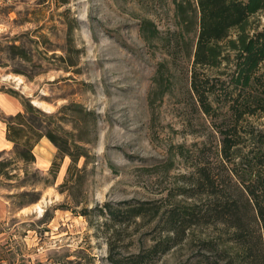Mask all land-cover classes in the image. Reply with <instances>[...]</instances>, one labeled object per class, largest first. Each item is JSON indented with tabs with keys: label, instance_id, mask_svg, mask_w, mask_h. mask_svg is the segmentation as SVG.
I'll list each match as a JSON object with an SVG mask.
<instances>
[{
	"label": "rangeland",
	"instance_id": "obj_1",
	"mask_svg": "<svg viewBox=\"0 0 264 264\" xmlns=\"http://www.w3.org/2000/svg\"><path fill=\"white\" fill-rule=\"evenodd\" d=\"M187 1L196 5V0H0V61L7 66L0 68V93L16 92L50 115L63 107L94 114L86 125L78 123L89 128V162L80 161V172L63 189L72 162L65 158L54 177V145L47 169L13 160V145L0 151V162H14L8 175L0 176L5 206L0 211V264H113L112 253L125 261L161 242L168 211L194 203L181 192L191 187L197 167L221 163V137L213 124L219 130L237 125L242 157L236 162L253 157L249 150L264 135V112L239 119L227 105L219 118L211 119L197 109L189 92L196 31L185 34L192 58L176 55L173 38L176 2ZM145 22L172 40L171 52L168 43L146 39ZM251 23L264 30V13ZM11 45L21 46L33 62L8 58ZM70 47L77 51L78 66L67 69L58 58ZM161 64L167 65L163 73ZM232 65L208 71L224 103L233 100L227 97ZM16 69L26 70L33 80L15 74ZM246 97L240 99L242 109ZM3 109L1 119L17 114ZM77 113L69 112L60 123L66 131H75ZM37 192L39 202L33 196ZM139 203L158 209L159 218L153 221V211L137 219L124 214ZM106 204L119 212L116 219ZM189 234L151 264L219 262L222 254L205 251L202 241L224 246L226 227H201Z\"/></svg>",
	"mask_w": 264,
	"mask_h": 264
},
{
	"label": "trees",
	"instance_id": "obj_2",
	"mask_svg": "<svg viewBox=\"0 0 264 264\" xmlns=\"http://www.w3.org/2000/svg\"><path fill=\"white\" fill-rule=\"evenodd\" d=\"M261 13H264V0H196V5L188 1L176 2L178 20L177 30L173 32L174 41L179 47L176 55L179 58H192L185 34L195 30L196 45L190 69L189 92L197 109L205 116L217 119L227 105L228 112L237 115L239 119L245 115L253 116L264 112V30L253 27L251 23ZM152 25L150 22L142 25L143 31L148 33L146 39L157 38L160 42L168 43L166 49L171 52L172 40L161 38L159 31ZM72 32L73 27L68 31L70 42ZM177 46L173 51H176ZM73 51L76 50L70 47L65 56L58 58L67 69L78 66ZM8 58L28 64L33 62L32 57L18 45L9 47ZM225 63L226 68L233 64L227 88L230 89L227 97L232 95L230 99L233 100L228 104L217 99L220 96L213 81L215 78L208 73L220 69ZM1 67L7 66L0 61ZM163 70H167V65L161 64L160 72L163 73ZM14 73L33 80L24 69H16ZM155 82L160 84L161 81L156 78ZM10 95L20 98L16 92H11ZM245 95L248 97L244 98L242 106L245 105L242 109L239 107L240 99ZM21 100L23 112L8 119L2 118L5 138L14 146L13 160L26 164L36 163L34 151L44 138L48 139L58 149L50 169L54 177L60 172L65 158H70L72 162L67 171L68 179L61 186L63 189L73 183L76 172H80V161L85 159V165L89 162L90 155L86 147L90 143L86 138L89 128L80 127L78 123L82 121L86 125L94 114L83 109L63 107L58 114L50 115L34 107L29 100ZM69 112H78L76 125L73 126L77 134L75 131H66L60 125ZM213 127L221 137V163L219 166L207 163L203 167H197L193 182H190L191 187L181 192L194 203L189 204V209L172 207L168 211L164 240L125 261L114 258L112 253L110 261L113 264H151L157 257L183 244L192 230L219 225L226 227L228 231L224 246L215 240L202 241L205 251L222 254L219 262L212 264H264V135L260 137L259 146L249 150L253 154L252 158L244 157L245 161L242 159L241 162H236V159L242 157L238 147L240 141L237 125L234 124L228 130H219L215 124ZM12 163L14 162H0V176L8 175L6 169ZM33 196L36 202L41 199L38 192ZM204 197L207 199L205 202ZM104 209H107L112 219H116V213L119 212L110 204H106ZM147 212L153 213V221L159 218L160 211L149 208L145 203L131 206L124 214L130 219H137ZM83 213L86 216L89 210L86 208Z\"/></svg>",
	"mask_w": 264,
	"mask_h": 264
},
{
	"label": "crops",
	"instance_id": "obj_3",
	"mask_svg": "<svg viewBox=\"0 0 264 264\" xmlns=\"http://www.w3.org/2000/svg\"><path fill=\"white\" fill-rule=\"evenodd\" d=\"M0 107L4 110L5 113L8 114H16L20 111H22V105L21 103L14 97L1 94L0 93ZM3 121L0 118V151H4L5 149H11L12 143L8 142L5 138V132L3 127ZM48 152V155L45 156L43 152ZM36 155V164H38L39 167H44V169H47L50 165V162L53 158L54 154V146L50 141H48L46 138H44L39 145L36 147L34 151ZM5 206L0 200V211H4Z\"/></svg>",
	"mask_w": 264,
	"mask_h": 264
}]
</instances>
